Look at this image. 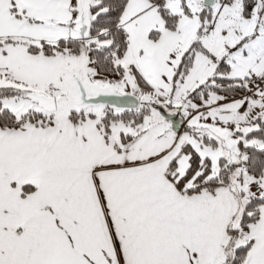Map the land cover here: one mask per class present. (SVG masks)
<instances>
[{
  "label": "snow or ice",
  "instance_id": "6c2138e0",
  "mask_svg": "<svg viewBox=\"0 0 264 264\" xmlns=\"http://www.w3.org/2000/svg\"><path fill=\"white\" fill-rule=\"evenodd\" d=\"M0 264H264V0H0Z\"/></svg>",
  "mask_w": 264,
  "mask_h": 264
}]
</instances>
